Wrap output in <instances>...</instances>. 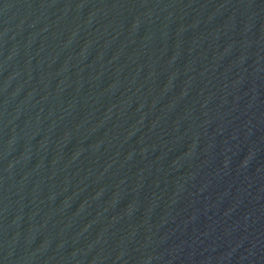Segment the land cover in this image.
<instances>
[{
  "label": "water",
  "instance_id": "water-1",
  "mask_svg": "<svg viewBox=\"0 0 264 264\" xmlns=\"http://www.w3.org/2000/svg\"><path fill=\"white\" fill-rule=\"evenodd\" d=\"M0 264H264V0H0Z\"/></svg>",
  "mask_w": 264,
  "mask_h": 264
}]
</instances>
